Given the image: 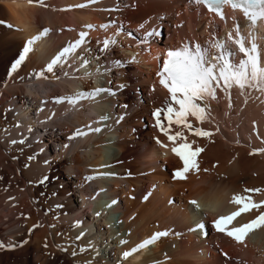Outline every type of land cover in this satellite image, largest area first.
<instances>
[{
  "label": "bare ground",
  "instance_id": "bare-ground-1",
  "mask_svg": "<svg viewBox=\"0 0 264 264\" xmlns=\"http://www.w3.org/2000/svg\"><path fill=\"white\" fill-rule=\"evenodd\" d=\"M135 1L136 10L125 16L145 39V44L139 45L143 47L142 59H136V63L143 61L141 65L128 62L135 60L131 55L134 50H116L112 45L110 51L99 53L98 61L90 62L93 51L108 45L114 34L99 24L105 13L79 10L83 0H0V31H5L0 33V63L7 69L5 74L0 72V111L11 109L10 123L0 118V143L12 153L20 150L23 145L15 144L32 129V105H37L40 123L44 124L40 128L47 124L63 131L77 129L79 133L71 142L64 140L65 133L50 131L60 149L52 153L39 146L43 151L27 168L16 158L28 181L34 180L36 194L46 188L44 195L49 202L45 209L40 208L41 213L48 220L57 216V229L50 231V226H42L32 234L27 230L28 238L17 235L35 219L27 221L26 226L12 223V216L22 213L29 199L26 195L16 202L7 197L8 206L0 205V223L7 224L0 229V264H218L222 260L216 252L220 246L228 251L238 249L246 260L264 264V225L254 227L239 241L227 234V230L264 213V204L260 203L264 201V86L253 84L241 89L234 84L227 88L221 82L215 98L197 101L205 109L206 118L198 120L189 115L187 119L211 133L209 136H197L175 124L169 133L182 132L187 139L171 141L157 127L153 115L162 99H171L168 88L161 84L164 67L158 65L160 48L165 52L163 62L168 60L169 51L199 44L210 50L208 59L223 52L225 60L238 64L247 58L237 43L242 40L246 50L256 45L259 65L264 67V19L253 23L241 9L233 8L223 11V17L212 11L201 10L200 14L194 4L197 0H181V5L180 0H116L113 5L126 7ZM176 13L180 17L174 21ZM139 22L143 24L141 29ZM88 24L98 27L87 34ZM165 28L168 39L156 47L151 40H160L156 33L161 34ZM78 40L77 46L60 56ZM217 42L223 50L213 46ZM231 43L237 52L229 56ZM89 46L91 52L87 51ZM26 47L30 49L27 53ZM21 55L24 59L13 69L15 58ZM58 56L59 61L49 70L48 65ZM145 64L149 69L143 68ZM33 75H37L39 84L51 83L46 86L42 110L38 108L40 98ZM131 75L135 80L129 78ZM144 86L152 87L150 96L143 94L140 104L136 102L140 95L129 98V88ZM128 98L129 109L121 108ZM65 115L73 117L71 124L52 121ZM107 120L110 122L104 127ZM139 126L146 129L136 130ZM185 142L203 151L195 160L197 167L178 178L176 168L183 169L184 162L172 149ZM0 148L4 159L0 161L4 163L8 155L3 146ZM89 177L94 183L88 181ZM234 196L249 198L259 207L249 205L251 210L235 217L225 226L226 231H217L213 221L243 206L233 202ZM108 200L115 201L111 210L104 207ZM45 212L50 214L44 216ZM197 224L203 227L197 228ZM157 233L166 235L139 247ZM47 234L50 237L46 238ZM48 244L49 250L42 253ZM126 252L130 254L125 256Z\"/></svg>",
  "mask_w": 264,
  "mask_h": 264
},
{
  "label": "rangeland",
  "instance_id": "rangeland-1",
  "mask_svg": "<svg viewBox=\"0 0 264 264\" xmlns=\"http://www.w3.org/2000/svg\"><path fill=\"white\" fill-rule=\"evenodd\" d=\"M85 1H87V2H85ZM114 1H116V0H83V2H81V4L79 5V10H85V11L86 10H92L94 12H98V13L100 12V14H101V12H102V14L105 13V18L102 19V20H100L101 22H99V24L102 25L101 27H103L104 29H107V30L111 29L109 31L112 34H114V38H115V39L113 38L111 40H108L107 41L108 45L104 44L103 47L100 46L98 50L93 51L94 54L89 58V60H90V62H92L94 64V62H96V60L98 61L99 53H101L103 51H110V45H112V47L115 48L116 50H120V47H122L123 49L124 48H126V49L127 48H130V49L134 50L135 52H133V53L131 52V55L135 56L136 58L134 57L135 60H132V59L129 60L128 59V62L131 65H135L137 63L139 65H141V64H143V61L141 60L142 62H140V63H139V61H137V63H136V59L137 60H139V58L142 59V57H141V54H142L141 53V50H143V47H141L139 45H141V44L144 45L145 44V39L144 38L142 39L141 36H140V34L137 32V30L135 28H132V25L129 24L130 23L129 18L127 16H125L126 13H128L131 9H132L131 11H135L136 10V6H137L138 2L135 1L136 4H135V2H132L131 4L129 3L126 7L125 6L124 7H115L113 5L114 4L113 3ZM187 1H189V0H187ZM124 2H126V0H124ZM180 3H181V0L178 2V5ZM102 5H104V6L102 7ZM184 7H187V6H184ZM102 8H107V9H102ZM197 9H199V8H197ZM197 9H196V11L199 12V13L203 11L202 9H199V10H197ZM123 11H125V12H123ZM112 12H113V14H112ZM114 13H117L120 16L117 15V14H114ZM164 17L165 16H162V18H164ZM179 17L180 16H178V14L176 13V15L174 16V21L176 19H178ZM141 22L138 23L139 29L143 28V24H141ZM173 24H174V22H173ZM89 25H91V27H89ZM97 27L98 26L96 24H94V25L93 24H88V26H87L88 30H87L86 33L88 34L89 30L97 29ZM68 28H71V27L68 26ZM9 29H11V28H9ZM105 32L106 31H104L103 33H105ZM152 32H153V27H152L151 32L148 33V38L150 37V35L152 34ZM163 32H164V36H163ZM0 33L1 34H4L5 31H0ZM156 35H157L156 37L157 38L159 37L160 40H154V41L151 40L152 43L154 42L156 44V47L159 46L160 41H163L165 39H168V34H167L166 28L164 30H162V33L161 34H158V31H157ZM149 46H150V43H149ZM230 47L231 48L228 49V51H227L228 53H231V55H232V53L234 54L235 52H237L236 51V45L234 43H231ZM136 49H137V51H136ZM158 49L159 48L156 49V52H158ZM160 49L161 50L159 51L160 56H158L159 57L158 65H159V68L162 69L164 67L163 66L164 65V62L163 61L165 59V54H164L165 52L163 51L162 48H160ZM87 51H90L91 52V46H89V48H87ZM150 51H151V49H150ZM214 52H216V48L214 49ZM137 56H138V58H137ZM15 59L18 60V59H20V57L18 56ZM15 59H14V61H15ZM110 62H112V61H110ZM115 63H118L119 65H121L120 62H119V60H116ZM97 64H99V63H97ZM2 65H3V63L1 62L0 63V72H1V74H3V73L5 74L7 72V69L4 66H2ZM57 67H59V65ZM143 68H145L147 70V69H149V66L145 64V65H143ZM115 74L117 76V72ZM32 77L35 80V87L38 89V92H39L38 98H40V101H39L38 104L40 105V107L38 106V108L42 110V107L45 104V101L44 100H45V92L47 90L46 89V86L50 85L51 83L45 81L44 84H39L37 82V80H36L37 79V75H33ZM129 78L132 81L135 80V77H133V75H131ZM92 79H93V77H92ZM93 86L94 87H97L95 85V83H94ZM97 89H99V88H97ZM151 89H152V87H147V86L146 87L144 86L143 89H142V87H138L137 89H135V88H129L128 91H127V94L129 95V98L130 99L131 98L135 99V97H138V95H140V97H138L136 99L137 100L136 102H138L140 104V101L142 100L141 96L143 94H144V96H146V95L147 96H150V91L153 90V89L152 90ZM139 92H140V94H139ZM1 93H3V92H1ZM129 98L126 99L128 101H126L123 105H120L121 108L129 109V107H130ZM30 99L31 98H28L29 101H30ZM162 100L164 101V102L162 101V103L164 104V107L162 106L163 104L161 103V104H159L161 107L159 106V108H158V106H157V109H160L161 110L159 119L162 120L161 122H162L163 126L165 128H167L168 127V119H167V115L168 114H167V112H165L166 109H167V105L173 103L174 106H173V104H172V106H173L174 109H178V107H177L178 105H176L175 102L172 101V99H170V97H168L167 100L166 99H162ZM36 107H37V105H32V107H31L32 110H31V108L29 109L30 110V116L33 118L32 119L33 120L32 129L27 133V135H24V136L21 135L22 136V142H18V144H15V145H19V146L23 145L21 148H19L20 150L16 149V151H17L16 153L17 154L15 153V151H14V153H12L11 150H9L7 147H4L5 145H3V144L0 143V147L3 146V148H5L4 150L6 151V153L8 155V157L5 158L6 160L4 161V163H1V161H0V205L3 204L2 207H5V208L8 206V203H5L7 197H9L8 199H14V201L17 202V201L20 200L19 198L27 195L26 197L30 201L28 200L26 202V205L28 203L27 206L30 209L25 205L22 213H19L18 215L12 216V218H14L12 220V223H16L17 222L18 224H21L22 226H26V224H29V222L27 223V221H29L31 219H35V220H33L34 223L32 222L33 224L27 225L29 227L28 229L25 228L23 231L20 232V234L19 233L17 234V235H21V233H22L23 235H25V237L28 236V234H29L28 231H30V234H32L33 231H36L38 229H42V226H43V228L50 226V228H48V229H50V231L52 230V228H54V230H56L57 227H56V224H54V223H56V221H57V216L56 217L55 216L52 217V220H48L47 218H45L46 220L44 219V217L42 216V213H41V209H45L47 207V205H48L47 202H49L48 199H47V197L44 195L45 193H47L46 188H45V191L42 192L43 194L40 193V195L38 196V194H36L35 190L32 188V185L34 187V184H33V181L34 180H32V181L29 180L28 181L26 175L24 174V172L22 170L24 168L19 169L20 165H19V163H16L17 159L19 161L23 162V163L25 162L26 165H24V166L27 168V167H29L31 165V161L33 160V158L36 157V155L38 154V152L41 149H50V151H52V153L54 152V150L58 151L60 149V146H58L59 142L57 141V139H55L54 137H52V136L49 135L50 131H52V132H59V133H63V134L65 133L64 140L71 141V142L72 141L74 142L76 140V138H78V136H79L78 133H77V129L74 130L72 128H68V130L63 131V130L60 129L59 126H57V127L56 126H53V128H51V127H49V125L47 126V124H46L47 121L44 122L46 124V126L45 127H41V128H44V130H42L39 126H41V125L43 126L44 124H41L40 123V120H39V110H37ZM14 108H16V107H14ZM10 114H11V109L10 108L7 109V111L5 109V111H3L2 113L0 111V118H1V120L4 121V122L10 123L11 122V118L9 117ZM111 114H115V112H113ZM155 118L157 120V117L156 116H155ZM56 120L57 121H60V122H65V124L68 125V124H71L72 123L71 121L73 120V117H70L69 115H67V116L65 115V116H60V117H56V118L52 119V121H55V122H56ZM187 120L190 121L191 119H187ZM173 121H174V119H173ZM109 122L110 121L107 120L104 127H106L109 124ZM151 124L156 128V123H154L152 121ZM175 124H176L175 122H172L171 127L173 125H175ZM145 125H147V124H145ZM191 125H192V127H194V129H195V127L197 128V126L195 125V123H192L191 122ZM135 128H136V130L140 131L141 129L145 130L146 129V126H141V127L139 126L138 128L137 127H135ZM182 128L184 129L185 127L183 125H181V129ZM47 129H48V131H47ZM57 129H59V130H57ZM104 129H106V128H104ZM24 132H26V130H24ZM31 134H32V136H31ZM163 134L165 135L164 132H163ZM112 137L113 138H116L117 137V134H114ZM29 139H31L30 140L31 142L28 141ZM37 139L39 140V142H38ZM24 142H25V145H24ZM35 142L38 143V146H37V144H34ZM27 143H29V144H27ZM26 145L29 146V147H27ZM11 146H13V145H11ZM39 146H41V149L40 150L38 149ZM23 147H24V149H23ZM161 147L162 146H159V149H160V151L161 150L163 151V148H161ZM1 150H2V148H0V151ZM18 151L20 153H18ZM41 151H43V150H41ZM179 159L183 162V160L181 158H179ZM194 159L195 160L198 159V155ZM0 160H4V159L3 158L1 159V157H0ZM179 169L180 168L177 167L176 168V171L179 170ZM63 171H64V169L62 170V172ZM93 174L96 175L95 173H93ZM92 180H93L92 177H89L88 178V181L89 182L91 181V182L94 183V181H92ZM29 195L32 198H30ZM110 203H111V200H108L106 202V205L104 206V207H106L107 210L108 209L109 210L112 209ZM45 211H49V210L46 209ZM45 214H44V216H48L50 213L48 214V212L47 213L45 212ZM45 221H47V223ZM0 224H1L0 225V229L1 230L5 229L7 227V224H5V225L2 224V223H0ZM26 231H27V234H26ZM2 232H4V231H2ZM47 236H49V235L47 234L46 235V238H47ZM61 239H64V238H61ZM49 245L51 246V244H48L45 247V249H43V252L42 253L46 254V250H49V248H50ZM216 252L218 253V255H220V257L222 259L221 260L222 263L219 262L218 264H247V263L248 264H252V263L255 264L254 261L246 260L242 256L241 251L238 250V249H235V250L233 249L231 251H228L227 249H224L223 247L220 246V247L217 248ZM62 253H63V251H61L60 254H62ZM249 261H250V263H249ZM55 262L53 264H56Z\"/></svg>",
  "mask_w": 264,
  "mask_h": 264
},
{
  "label": "snow or ice",
  "instance_id": "snow-or-ice-1",
  "mask_svg": "<svg viewBox=\"0 0 264 264\" xmlns=\"http://www.w3.org/2000/svg\"><path fill=\"white\" fill-rule=\"evenodd\" d=\"M199 3H204L209 10L215 11L218 15L223 17L222 5L231 4L233 9L240 8L245 17L255 23L259 19H264V0H198ZM91 27V25H89ZM239 30L237 26V31ZM47 31V30H45ZM82 35H86L82 33ZM35 39V38H34ZM31 41H29V44ZM80 41H76L74 45H70L68 48L60 54L63 56L65 53L70 52ZM240 45V51L245 52L247 58L241 60L238 64H234L231 60H225L223 52L219 56H215L212 60L208 59L209 49L202 48L199 44L194 47L185 46L182 50L169 51V59L164 62L163 73H166V77L162 73L161 84L168 88L171 93V99L175 104L179 105L178 109H174L171 104L167 106V119L168 128H165L159 119L161 110L157 109L153 115L157 117V127L162 132L168 135V139L175 141L178 137L186 141V137L182 132H176L175 134L169 133V128L174 122L178 125H183L188 128L193 134L197 136H209L211 133L204 131L203 129L193 128L191 123L188 122L187 117L189 115L195 116L198 120H202L205 117V109L197 101L203 100L206 97L215 98L216 88L223 86L231 88L234 84L239 88L244 89L246 86L260 85L264 86V67L259 65L258 51L255 44L252 45L250 50H246L242 40H238ZM223 50V45L218 42L213 45ZM30 49L25 48L24 52L27 53ZM231 56V53H228ZM24 56L21 55L15 64L13 69L18 66ZM60 57L55 58L51 64L48 65L49 70L52 68V64L59 61ZM216 62L213 63L212 61ZM107 117H103L106 119ZM97 131L99 129H96ZM79 134V133H78ZM22 142V141H21ZM159 142V141H158ZM16 143V141H13ZM173 152L177 154L184 162V168L176 171L175 175L178 178H184V173L189 171L190 168H196L197 163L195 157L203 151L202 148H192V145L185 142L177 147H174ZM264 151V150H261ZM246 191H260V189H246ZM233 202L243 204V206L236 212L231 213L228 216H220L213 221L217 231H226V225L239 216L242 212L250 211L251 208L259 207L258 204L251 202L249 198L234 196ZM115 203V201H113ZM196 204L195 201H192ZM264 204V201L260 202ZM251 205V208L249 207ZM198 207V205H197ZM264 225V213H261L254 220L243 224L239 227L227 230L229 236H233L236 240H241L247 232L251 231L254 227ZM197 228H202V224H197ZM166 235V233H157L156 236L145 240L139 247H144L153 242V240L160 236ZM79 239V237H77ZM135 251V249H133ZM130 253H124L125 256Z\"/></svg>",
  "mask_w": 264,
  "mask_h": 264
}]
</instances>
